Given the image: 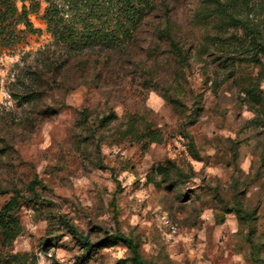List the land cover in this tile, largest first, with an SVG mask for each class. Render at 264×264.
<instances>
[{
	"label": "rangeland",
	"instance_id": "rangeland-1",
	"mask_svg": "<svg viewBox=\"0 0 264 264\" xmlns=\"http://www.w3.org/2000/svg\"><path fill=\"white\" fill-rule=\"evenodd\" d=\"M148 1L115 49L45 0L0 44V264H264V0Z\"/></svg>",
	"mask_w": 264,
	"mask_h": 264
},
{
	"label": "trees",
	"instance_id": "trees-1",
	"mask_svg": "<svg viewBox=\"0 0 264 264\" xmlns=\"http://www.w3.org/2000/svg\"><path fill=\"white\" fill-rule=\"evenodd\" d=\"M17 1L23 3L20 10ZM37 0H0V44L13 46L23 41V34L35 32L30 21ZM26 2L31 6L27 9ZM44 18L48 29L71 51L82 52L97 44L115 49L136 30L149 8L148 0H45ZM219 14H226L221 3ZM233 18L232 15H229ZM23 26L24 28H20ZM42 79V76H38ZM40 91H29L24 97L34 98ZM240 211V215L249 214ZM75 235L76 230L71 226ZM130 248L132 257L139 264H146L139 252V243L124 234L115 236ZM86 243L88 242L85 239ZM254 254L257 253L255 245Z\"/></svg>",
	"mask_w": 264,
	"mask_h": 264
}]
</instances>
